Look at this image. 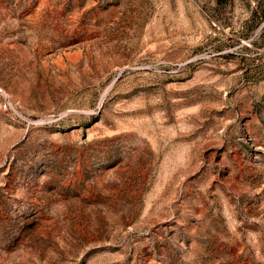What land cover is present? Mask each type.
I'll return each instance as SVG.
<instances>
[{
  "label": "rangeland",
  "instance_id": "rangeland-1",
  "mask_svg": "<svg viewBox=\"0 0 264 264\" xmlns=\"http://www.w3.org/2000/svg\"><path fill=\"white\" fill-rule=\"evenodd\" d=\"M0 264H264V0H0Z\"/></svg>",
  "mask_w": 264,
  "mask_h": 264
}]
</instances>
